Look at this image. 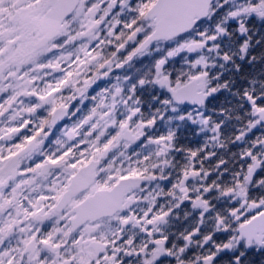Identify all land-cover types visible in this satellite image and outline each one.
Returning <instances> with one entry per match:
<instances>
[{"label":"snow or ice","instance_id":"snow-or-ice-1","mask_svg":"<svg viewBox=\"0 0 264 264\" xmlns=\"http://www.w3.org/2000/svg\"><path fill=\"white\" fill-rule=\"evenodd\" d=\"M0 264H264V0H0Z\"/></svg>","mask_w":264,"mask_h":264}]
</instances>
